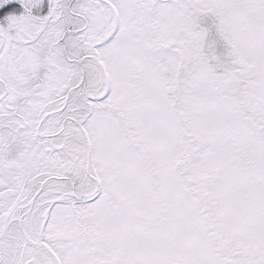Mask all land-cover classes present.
Masks as SVG:
<instances>
[{"label": "snow or ice", "instance_id": "1", "mask_svg": "<svg viewBox=\"0 0 264 264\" xmlns=\"http://www.w3.org/2000/svg\"><path fill=\"white\" fill-rule=\"evenodd\" d=\"M0 264H264V0H0Z\"/></svg>", "mask_w": 264, "mask_h": 264}]
</instances>
